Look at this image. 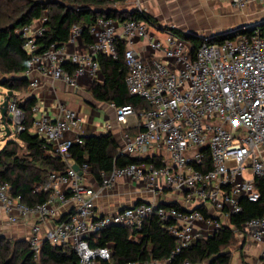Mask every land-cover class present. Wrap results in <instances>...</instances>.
Instances as JSON below:
<instances>
[{
  "label": "built area",
  "instance_id": "obj_1",
  "mask_svg": "<svg viewBox=\"0 0 264 264\" xmlns=\"http://www.w3.org/2000/svg\"><path fill=\"white\" fill-rule=\"evenodd\" d=\"M230 1L242 9L256 2L264 7V0ZM138 11L145 13L140 8ZM47 22V15H43L18 29L29 56L21 73L28 88L38 89L43 78L77 85L79 76L96 78L99 54L115 60L123 56L130 94L144 98L149 108L138 111L131 104H112L122 126H132L129 118H142L135 124L138 131L125 132L119 146L120 154L139 161L103 171L101 187L96 189L85 181L91 175L90 166L80 167V174L68 158L73 144L84 143L83 135L67 137L81 129L79 114L64 108L59 117L52 118L47 113L38 114L37 105L33 107L31 132L51 145L54 154L66 161L67 169L50 174L49 185L37 189L48 191L49 197L35 205L14 195L8 182L0 183V205L12 223L34 218L28 237L34 259H39L42 244L48 240L71 246L78 254V264L111 262L113 248L93 247L91 236L111 226L142 230L154 216L166 222L167 232L176 241L175 249L164 260L128 264H172L183 248L224 227L231 228L239 242L249 239L259 244L264 258V212L241 229L231 223L232 216L243 211V199L258 202L262 198L257 184L264 180V36L260 23L242 25L237 28L241 32L223 40L217 41V37L237 29L201 38L195 48L172 27L152 20L99 17L90 27L93 41L85 51L68 50L69 44L82 38V28L74 25L65 44H52L39 52L37 38L49 30ZM152 29L162 37L155 36ZM66 63L74 67L72 72ZM9 118L17 134L27 130V117L17 98L10 100ZM125 177L145 182L156 194L165 189L174 191L178 200H145L100 214L96 203L102 189ZM50 222L52 226L47 227Z\"/></svg>",
  "mask_w": 264,
  "mask_h": 264
},
{
  "label": "trees",
  "instance_id": "obj_2",
  "mask_svg": "<svg viewBox=\"0 0 264 264\" xmlns=\"http://www.w3.org/2000/svg\"><path fill=\"white\" fill-rule=\"evenodd\" d=\"M125 0H0V79L3 86L15 93L27 90L28 82L21 76L27 62L28 54L23 49L24 38L18 29L33 20L47 15L48 26L43 36L37 38L40 45L39 52H43L50 45L61 46L70 36L74 25L82 28V38L86 44L93 39L90 27L99 17H114L117 19L145 18L155 20L148 14L138 10H116L118 3ZM264 36V22L260 23ZM172 30L181 37L190 40L195 48L200 40L192 34L179 29ZM241 29L217 37L223 40L234 37ZM215 40V39H214ZM102 80L94 81L91 93L96 100L122 106L131 104L136 110L149 108L148 102L139 96L131 95L127 84V68L123 56L115 60L109 56L99 54ZM65 67L72 72L74 67L68 63ZM18 105L27 117V130L18 134L19 142L24 144L25 153L20 154L19 142L9 140L0 150V183L8 182L12 185V193L20 195L22 200L35 205L45 202L49 192L44 189L49 185V176L53 172L63 173L67 169L66 161L54 154L52 147L39 135L31 132L33 123V107L35 99L17 98ZM83 144H73L68 151V158L82 168L88 164L91 176L101 181V173L107 172L114 166H124L138 162L132 156L119 153V144L112 132L90 134L83 136ZM149 161V160H148ZM159 165V164H158ZM262 193L258 202L243 199V211L231 218V223L241 229L250 219L260 216L264 212V180L257 181ZM159 217L147 220L142 230H134L124 226H111L91 236L93 247H113L111 262L102 264H128L136 260H150L157 258L164 260L172 254L176 247L175 239L167 232ZM140 235L138 240L133 236ZM236 233L229 227H224L216 234L201 237L191 245L183 248L174 256L172 264H232V247L239 245ZM76 251L68 244L54 245L48 240L42 244L38 260L34 259L28 240H9L0 236V264H78Z\"/></svg>",
  "mask_w": 264,
  "mask_h": 264
},
{
  "label": "crops",
  "instance_id": "obj_3",
  "mask_svg": "<svg viewBox=\"0 0 264 264\" xmlns=\"http://www.w3.org/2000/svg\"><path fill=\"white\" fill-rule=\"evenodd\" d=\"M130 2L131 6L123 11L139 10L140 8L158 25L179 29L184 33L192 34L199 40L237 29L232 26L252 25L264 21V7L258 2L249 4L243 9L235 7L230 0H130ZM242 20L247 21L242 23ZM151 31L157 37L163 35L154 29ZM87 46L89 45L84 42L83 38H80L75 44H69L68 50L71 52L85 51ZM100 80H102L101 70L96 78L90 74L79 76L77 85H72L64 80L43 78L42 85L38 89L27 87L23 96H20L21 92L16 94L19 99L33 97L38 106V114L47 113L52 118L59 117L64 108L76 111L82 120V127L68 133L67 137L74 138L78 135L85 136L110 131L119 146H122L124 133H136L138 128L135 127V124L142 118H129V124L132 125L129 128L118 124L116 107L111 103L96 100L91 93L94 81ZM85 181L96 189L101 187L100 181L91 175L86 176ZM178 197V193L167 189L156 194L147 188L145 182L125 177L118 179L112 187L102 189L101 196L97 199L96 209L100 214L105 215L140 201L171 203L177 201ZM33 222L34 218L32 217L23 218L18 223L10 222L8 214L0 205L1 236L13 240H28ZM52 224L53 222L48 223L47 227ZM139 236L138 234L133 238L138 240ZM108 246L113 247L111 244ZM235 248L232 250V264H264L259 244L247 239L240 241ZM253 249L256 251H252ZM235 253L236 256H234ZM239 256L243 258H239Z\"/></svg>",
  "mask_w": 264,
  "mask_h": 264
},
{
  "label": "rangeland",
  "instance_id": "obj_4",
  "mask_svg": "<svg viewBox=\"0 0 264 264\" xmlns=\"http://www.w3.org/2000/svg\"><path fill=\"white\" fill-rule=\"evenodd\" d=\"M129 6H131V2H130V0H125L124 2H122V3H118V5L115 7L116 8V10L118 9V10H121V11H123V10H125V9H127ZM242 15H244V14H242ZM241 15V16H242ZM244 20V19H243ZM241 21L242 23L243 22H246L247 20H245V21ZM264 22V21H263ZM238 24V23H237ZM242 25H244V24H242ZM241 25V26H242ZM240 26H232V28H239ZM183 30V29H182ZM230 31V30H229ZM4 76L3 75H0V79H2ZM7 90H8V88H6L5 86H3L2 85V83L0 82V103L2 102V99H3V97L6 95V93H7ZM22 94H24V92H22L21 94H20V96H23ZM14 97L15 98H18V95L14 92ZM99 118V117H98ZM101 118V117H100ZM0 127H2V121H1V117H0ZM10 128H11V130H12V134L10 135V136H6V134L3 132V131H1L0 130V150L7 144V142L9 141V140H14V141H18L19 142V139H18V134L16 133V126H15V124L14 123H11L10 124ZM19 147H20V154H24L25 153V151H26V149H25V146H24V144H22V143H20L19 142ZM1 236V235H0ZM5 237V236H4ZM6 238H8V237H6ZM9 240H12V241H15V240H13V239H10V238H8ZM236 246H238L237 244H236ZM235 250L236 248L235 247H232V250ZM255 249H253L252 251H254ZM256 251V250H255ZM234 256H236V253L234 254ZM239 258H243L242 256H239ZM232 259H233V253H232Z\"/></svg>",
  "mask_w": 264,
  "mask_h": 264
},
{
  "label": "water",
  "instance_id": "obj_5",
  "mask_svg": "<svg viewBox=\"0 0 264 264\" xmlns=\"http://www.w3.org/2000/svg\"><path fill=\"white\" fill-rule=\"evenodd\" d=\"M14 91L11 89L7 90L6 95L3 97L2 102L0 103V117L2 121V127H0V130L3 131L6 136H10L12 134V130L9 125V103L11 99H14ZM135 159H138V157H135ZM74 168L79 171L81 174L82 171H80V167L77 164H74Z\"/></svg>",
  "mask_w": 264,
  "mask_h": 264
}]
</instances>
